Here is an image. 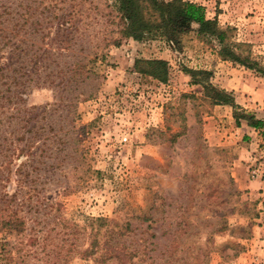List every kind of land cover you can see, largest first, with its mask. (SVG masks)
I'll use <instances>...</instances> for the list:
<instances>
[{"label": "rangeland", "instance_id": "obj_1", "mask_svg": "<svg viewBox=\"0 0 264 264\" xmlns=\"http://www.w3.org/2000/svg\"><path fill=\"white\" fill-rule=\"evenodd\" d=\"M183 1L231 28L264 67V0ZM3 4L0 264H98L67 251L75 237L79 251L90 247L98 218L131 225L122 243L135 264H264V174L251 182L250 122L236 119L264 120V103L214 106L187 70L211 72L219 88L243 76L256 92L259 73L223 60L195 32L180 48L109 44L119 35L113 0ZM136 59L168 62V82L132 72ZM79 61L95 73L75 81ZM13 214L24 233L2 229Z\"/></svg>", "mask_w": 264, "mask_h": 264}, {"label": "trees", "instance_id": "obj_2", "mask_svg": "<svg viewBox=\"0 0 264 264\" xmlns=\"http://www.w3.org/2000/svg\"><path fill=\"white\" fill-rule=\"evenodd\" d=\"M7 0H0L5 3ZM3 4L0 7H4ZM112 8L115 10L118 18L119 26L118 37L109 44L119 46L123 40H133L136 42H145L149 40H165L171 45L180 48L182 38L191 32H195L198 37L206 40L216 49L218 56L225 61L240 64L250 70H254L264 78V67L252 59L250 53L243 50L247 47L245 44H237L232 41L230 35L231 28L223 29L220 27L216 19L207 17L206 9L203 6L184 2L183 0H113ZM70 19L63 22L61 26H71ZM197 26V28H194ZM67 29V28H66ZM107 44V45H109ZM73 77L75 81L78 79L86 80L95 72L88 68L85 62L79 61L75 64ZM134 73L152 78L161 83H167L169 80V64L164 60H145L136 59L131 69ZM192 76L194 83L201 85L205 91V96L214 106H231L234 109H240L233 93L214 86L211 83L213 74L206 71L187 70ZM203 78V79H200ZM187 97V96H186ZM78 98V96H77ZM52 113L54 111L43 108V114ZM184 117L183 112H179ZM250 122L249 127L260 131L264 142V120L255 118L254 116L244 115L236 117ZM186 120V119H184ZM181 133L171 135V142H175ZM150 219V218H145ZM92 227L90 235L92 242L90 247L79 251L78 238L75 237L69 244L68 254L72 256L80 255L83 258H95L98 264H135L134 259L137 257L134 252L129 250L124 241L126 232L130 230L131 225H121L115 220L106 218H98L91 220ZM2 229L17 234L26 231V221L24 218L13 214L11 217L4 219ZM75 235L80 233L76 226ZM117 229V230H116Z\"/></svg>", "mask_w": 264, "mask_h": 264}, {"label": "crops", "instance_id": "obj_3", "mask_svg": "<svg viewBox=\"0 0 264 264\" xmlns=\"http://www.w3.org/2000/svg\"><path fill=\"white\" fill-rule=\"evenodd\" d=\"M243 75V74H241ZM247 76V75H246ZM248 78V77H247ZM258 80V79H257ZM228 84L222 85L221 88L225 89L226 91H230L234 94L236 98V102L238 104H241L245 106L246 108L252 109L253 107H259V105H263L264 103V82L262 85L258 84L261 86L259 91H257L260 94V98H256L255 94L256 88H253L252 84H250V81H247L246 79L241 76L240 79H232L227 81ZM253 101H259V105H253ZM263 102V103H262ZM248 104V105H246ZM260 111H264V105L259 108ZM264 114V113H262ZM264 119V118H261ZM251 132H247L246 140L249 142L247 144L248 148L244 150L243 154V159H245L247 162L251 161L253 165L259 164V165H264V142L262 139V136L260 134V131L250 128ZM262 160V161H261ZM261 181L260 179H254L251 182H259Z\"/></svg>", "mask_w": 264, "mask_h": 264}, {"label": "built area", "instance_id": "obj_4", "mask_svg": "<svg viewBox=\"0 0 264 264\" xmlns=\"http://www.w3.org/2000/svg\"><path fill=\"white\" fill-rule=\"evenodd\" d=\"M251 171L252 179H259L264 174V165H254Z\"/></svg>", "mask_w": 264, "mask_h": 264}]
</instances>
